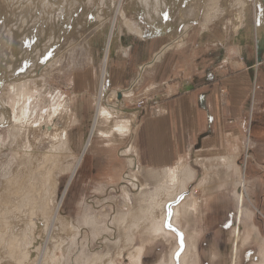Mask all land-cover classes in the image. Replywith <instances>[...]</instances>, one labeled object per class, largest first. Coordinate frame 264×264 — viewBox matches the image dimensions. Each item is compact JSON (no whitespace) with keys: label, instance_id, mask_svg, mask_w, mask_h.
<instances>
[{"label":"rangeland","instance_id":"374dc122","mask_svg":"<svg viewBox=\"0 0 264 264\" xmlns=\"http://www.w3.org/2000/svg\"><path fill=\"white\" fill-rule=\"evenodd\" d=\"M41 1L43 0H11L5 4L0 0V189L3 187L5 179L12 177V174H15V170L20 167L21 160L26 155H30V157H33V160H35L34 163L36 162L34 164L36 165L35 169H39L35 172L37 173L35 176L38 178V182L41 183V178H47L49 175L51 178H49L50 180L54 179L52 180V188L54 191H51L50 195H53H51L50 198H53L55 202L59 199L62 201L59 214L60 217H62V222L65 220L66 227L71 228L70 234H72V236L61 230V227H57V230H55V227L53 239L51 240L47 238L45 228L47 223L42 219L43 215H38V218L36 215L25 218V224L27 221V224H29L34 220L32 223V227L34 228L32 235L33 239L30 245H28V264L37 258L39 249L42 248L48 240H51L50 242L51 244L53 243V246H51L52 249L47 254L51 256H45L46 259L44 260V264H46V260L49 258L53 262L55 259L60 261V263L61 261H64L61 264H99L101 256L103 260L111 259L113 264H132L133 260L131 254L134 252L136 254L138 250L140 251L141 257L140 264H181L180 259L184 254L188 243L186 242L188 241L187 238L195 231L198 233L196 238L198 257L195 255L192 256L191 254L190 256L192 258L188 255V260L189 258L190 260L197 259V264H232L231 245L234 228H237V202L234 197V195H236L234 188H239V182H236V186L234 185L235 187L228 186L227 183H225L223 186L218 185L219 189L214 188L213 193L206 197L207 208L200 220L202 222L192 216L190 217V220L188 219L187 222H184L181 227L173 220V207L176 208L181 203H184L193 193L197 199H203L201 197L203 193L208 195L211 192L210 190L204 191L202 187L199 186L203 176L210 172V169H207L208 171L206 170L203 175H201L202 171L199 173L197 171L198 176L187 182L185 184V187L187 185L186 191L181 192L180 181H183L185 176L183 173H181L183 176L179 177L177 174L176 180L171 183L166 181L167 179L162 173L163 170L159 171V175H154L150 170L142 173L143 175H139L137 174V171L133 170V168H129V165L126 162L127 159H125L126 156L124 154L121 155L122 150L126 149L124 146L126 145L127 139L131 141L135 140V137L137 140V147H139L141 151L148 153L147 151L150 146L148 125H144L142 129L138 128L136 133L135 125L138 124L140 114H138L137 118L134 120L136 123L133 122L131 124V130L133 132L132 137L129 136L127 138H122L119 142L113 141L118 138L110 135V128L107 123V121L109 122L110 120L107 118L100 120V123L92 129L96 112L97 97L100 93L99 80L102 74V65L104 63V52L111 25H114L113 30L116 33L114 38L115 42H118L117 38L120 37L121 34L126 35L124 33H128L129 35V37H127L128 41L125 40L127 43H124L126 49L120 51L122 54L120 53L118 55L119 58L124 55L125 50L130 49L131 51L129 50L130 55L124 56L122 61L117 62L116 59H113L111 56L113 62L110 64L107 63V66L110 65V71L107 70V77L108 81L110 80V84L107 83V85H105V91L107 90L105 92L107 94L106 99L115 102L118 101V98L120 97L123 101L122 105L126 107V109L131 110L126 111L128 112L125 114L126 118L133 111L144 112V109H148L149 107V99L151 95V91L149 90L150 83L148 81L149 78L147 76L143 77V74L151 71L157 63L147 71H143L141 77L139 75L137 76V78L140 77L141 80L136 82L137 85L131 91L130 96L128 98L126 97V90L129 91L128 87L130 86L131 81L137 79L136 75L139 72V68L141 65H145L146 62L151 60V55L159 46H154L158 41L151 40L138 50V48L136 49V42L131 41L133 39H130V37H134V35L138 36V33L135 34L128 30L123 23L121 13L127 1L131 3V9L138 7L137 0H122V6L120 5L121 10L119 11L121 12L120 14L119 12H115L118 0H105L102 5L95 0H91V2L86 3V6L82 3V0ZM53 1H60L63 4L66 21L65 24H63L64 22H60V19L57 17V13L62 7L53 3ZM174 1L177 3V0ZM211 1L212 2H210V0H188V3L186 2L185 4V9L189 7L196 8L198 4L201 5V10L199 12L197 11V15H202L200 17L202 18L201 20H204L203 24L208 25L215 18H218V22L222 24L220 25V29L222 28L226 32H230L229 26L224 25L228 24V19L233 15V10H228L230 7V0ZM215 1L217 2L215 3ZM178 2H183V0H178ZM234 2H236V6L234 4H232V6H235L239 14L244 11V13H241V17L245 22L248 13L251 11V2H245L246 4H250V8H246V4L242 2V0L240 4L237 0H234ZM243 4H245V6ZM168 5L169 4H167V6ZM52 6H54L55 9ZM217 8H222V10H215ZM51 10H56L53 17L51 15ZM183 12L185 11L183 10ZM224 13L227 14L224 15ZM229 14L231 15L230 17L227 16ZM249 14L253 22L255 14L251 12ZM115 15L118 16L116 17ZM125 15L127 18L129 17L133 20L132 17H130V14L127 13ZM203 16H206V18L204 17L203 19ZM191 17L193 18V16ZM194 18L197 17L194 16ZM187 19L189 20V16L188 18L187 16L183 18L182 22H185L183 28L187 25ZM242 23L243 22H241L240 26ZM192 24L194 23H191V25ZM199 25L201 26L200 23ZM64 27L67 29L64 30ZM194 28L195 26L188 29L190 35ZM94 30L99 31L94 32ZM98 33L103 34L101 37L104 41L100 44L101 47L97 49L96 47L90 48L91 42L95 40ZM181 33L180 35H182ZM140 34H142V32ZM185 38L186 37H184V39ZM24 40H26V42ZM168 40H170V38L159 43L161 45ZM39 41L43 43H40ZM117 42L116 45L119 46V43ZM180 44V42H177L176 45ZM129 45H133V48ZM151 45H153L154 48ZM190 49H192V47H190ZM146 50L147 53L150 50L152 51L146 59L144 57L140 58L138 54L143 56L145 55ZM173 51H176V49L174 48ZM166 55L167 53L165 56ZM109 61L110 58L107 62ZM205 61L206 60H200L199 66L204 64ZM50 63H52L51 66ZM256 63L259 66L256 65L257 67H255L254 65ZM261 66L264 67V61L261 58V54H256L254 63L247 65L246 67L247 69L253 68L254 70L252 80L245 85L247 88H244L243 91L236 92L239 93L238 96L241 100L242 98L245 99V104L247 103L249 106L248 112L251 113V111L254 110L253 112L256 117H261L262 113L260 114L258 110H255L257 106L261 107V99L259 95L257 96L255 94V90L258 89L256 87L257 85H255L257 79L255 80L254 76L258 74L259 67ZM225 68L226 67H222L219 70L221 75L227 72ZM223 79L224 77L221 76L220 81ZM20 81H24L26 86H29L28 89H26L27 92H25L28 95H32V98H35V96L40 94H43L46 98L39 104V106L42 107L37 111L38 115L48 113V109L52 108V104L58 102L65 106L73 118L74 114L78 116L73 119V122L76 120V123H72V127L70 125L67 126V135L65 138H62V141H58L59 148L57 147L56 150L52 149V146L56 141L51 137V132L55 127H58L60 122L64 124L59 112L52 114L54 123H46L47 126L45 129H41V132L43 133H36L37 135L35 134L34 138L32 135L26 134L27 137H29V140L33 142L32 147H30L31 149L29 148L28 150V148H26L27 151L25 147L22 146L20 142L21 139L18 136L12 138V134L10 135V129L12 131L13 125V116L15 115V112L13 111L14 109L10 106V104L12 105L14 103L12 93L10 92V84ZM35 82L38 84H35ZM165 85L166 84L164 83H160L159 88L164 87ZM222 86L223 84H221V87ZM118 89L125 91H122L124 92L122 93ZM115 90L117 92L116 96L113 95V91ZM223 90L224 89H220V91L224 93ZM93 95L96 97L94 108L92 106ZM9 101H11V103L8 104L7 102ZM256 117L255 120H253L254 125L258 126V123L263 124L259 120L260 117L258 119H256ZM102 124L106 127H102ZM36 125V123H32L27 130L29 129L31 131L36 129ZM49 126L50 128H48ZM137 126L139 127V125ZM260 128L259 126L253 128V142L257 140L255 135L261 131ZM102 130L109 134L108 138H102L106 137L105 134L99 133ZM96 131H99L98 134L100 137L93 141L92 139ZM138 134L140 136H138ZM32 138L33 140H31ZM152 138L158 140L159 136L156 137L153 135ZM87 139H91L93 145L92 148L89 146L88 150L85 152L84 147H86L85 144ZM249 139V137H245L240 153H238L239 157L237 160V174H239V169H242L240 171L244 172V176L246 175V196L243 202L245 205V215L239 228V257L235 264H260L264 252V145L258 143L250 144ZM154 146L155 144L153 147ZM184 146L183 143L182 148H184ZM178 149L180 150V145L178 146ZM53 150L56 153L53 152ZM51 153L55 155L54 160L56 162H54L52 166L49 165V167L54 172L50 171V168L46 167L47 165L41 163L42 161L37 160L44 157V155H51ZM79 156L82 158L80 159V166L76 170V174L74 173V175H72L70 169ZM47 163L48 162H46V164ZM39 165L44 166L41 167ZM40 169H42V171H40ZM46 173H48V176ZM148 173H152L153 175ZM229 176H232L235 180L239 175ZM37 178L35 179L36 181ZM33 185L34 184L31 185L32 187L30 186V190L32 189L35 191ZM54 185H56L57 188ZM166 185L170 188V190L167 191V194H173L176 189H179L176 193H179L178 196L175 199L168 201L163 207L164 220L162 226L163 229L173 235V237H171L172 239L170 237L163 238V236H158L155 239L150 237L155 234H152L151 232H143L145 225H143L140 230L129 229V223L133 221V217H141L142 214L145 215V211L143 212V210H146L147 206L151 203L150 200L152 198L150 197H154V194L157 193L156 191H162V188L166 187ZM181 197L182 200L180 201L179 199ZM169 212L170 216L168 215ZM30 218L31 220H28ZM143 220L145 221L146 219L143 218ZM166 220L168 226H166ZM11 221H13L11 224H14V222L16 223V220ZM252 221L256 225L255 227L253 226L254 224H252ZM3 223L5 222H0V236L1 233L6 230V228L4 229V226L7 227L6 224L3 225ZM34 223H36L35 225L37 227L34 226ZM123 226L125 228L128 227L126 228L128 229L127 232L125 228L123 229ZM187 227L192 232L188 231ZM128 232L130 238L133 240L130 243V246L127 247L125 239L127 238L126 235H128ZM54 238H60L61 245H57V241L54 240ZM58 246L60 247L58 248ZM123 246H126L127 248H124ZM55 247L57 249H55ZM109 255L111 256L109 257Z\"/></svg>","mask_w":264,"mask_h":264},{"label":"crops","instance_id":"0c3cea01","mask_svg":"<svg viewBox=\"0 0 264 264\" xmlns=\"http://www.w3.org/2000/svg\"><path fill=\"white\" fill-rule=\"evenodd\" d=\"M169 1L170 4L166 8L167 10L160 9L154 11L152 9L150 11L152 13L150 14H148L149 10L143 6L129 10V14L134 22H137L136 24H139L142 29L141 36L134 35V37H130V39H133L131 41L136 42L135 45L138 50L151 40L158 41L154 45L156 47L160 44L159 42L166 41L169 37H173V35L174 37L175 35L176 37H180V32H182L181 30H183L184 25L182 21L187 15L189 16L190 22L189 20L188 22L190 24L195 21L191 25V27L195 26V28L191 35L187 29L185 35L186 43L182 47L168 53L162 59V62L157 63L151 71L143 74V77L147 76L149 78L148 81L150 83L149 90L151 91V95L148 109H144V112H129L130 114L127 119L125 114L128 112L126 111L131 110L126 109L122 105V99L119 97L118 101L113 104L117 106L115 108H119L120 112H122V115H119L121 116V118L119 117L120 120L127 122L126 125L129 127L128 135L120 134L119 138L132 137L131 124L137 118L138 114H140L137 124L139 127L135 125L136 133L138 128L142 129L144 125H148L150 139L148 153L141 151L137 147L136 137L135 140L131 141L127 139L126 145L124 146L130 150L129 155L134 157L133 170L137 171L139 175H143L142 173L147 170L152 171L154 175H159V171L163 170L162 173L165 175L164 173L167 169L176 166H179L177 171H180V173L185 170L190 171L191 174L193 173V178L198 176L197 171L198 173L202 171L201 175H203L207 169H210L209 171L211 172V169L214 171V168L217 169L215 172L218 171L217 173L219 175L223 172V175L227 176L233 175V173L237 175L238 153H240L245 137L250 138V144L258 143L264 145V67H259L258 74L254 76L255 80L257 79L255 85H257L256 87L258 89L255 90V94L257 96L259 95L261 99V107L257 106L254 109L258 110L260 114L262 113L261 117L259 116L260 118L254 115V110L251 113L248 112L249 106L247 103L245 104V99L242 98L241 100L238 96L239 93H236L247 88L245 85L252 80L254 70L253 68L247 69L246 67L254 63L256 54H261V58L264 61V5L256 3L259 6L254 15L256 18L254 17L252 22L250 14L248 13L247 22L245 21L241 26H238L235 30L236 32L233 31L234 25L231 24V15H227L230 18L228 19L229 21L227 20L228 24L224 25L229 26L230 32H226L222 28L220 29V25L222 24L218 22V18H215L208 25L202 24L204 20H201L202 18L200 19L201 15L199 14L197 18L193 17V20L191 16L194 15L184 7L186 2L188 3V0H183L182 3H179L180 6L174 0ZM260 6L262 7L260 8ZM183 10L187 12H183ZM224 15L226 14L224 13ZM191 20L193 21L191 22ZM199 22H201V26ZM96 31L99 30H94V32ZM124 34L126 35L121 34L118 37L117 43H119V46L115 44L111 48L108 64L113 62L111 56L117 62L124 59L125 55L120 56V58L118 56L122 49H126L124 43H127L125 40L128 41L127 37L129 35L128 33ZM102 35L98 33L95 40L91 42V48L96 47L97 49L101 47L100 44L104 41L101 37ZM129 46L132 47L133 45ZM151 51L147 53L146 50L145 55L141 56L138 54V56L146 59ZM200 60L206 61L199 66ZM222 67H226L225 69L227 71L223 75L219 73ZM109 69L110 65L107 66L104 73L102 72V102L107 96L105 93L107 91H105V85L107 83L110 84V80L108 81L107 77V70ZM221 76L224 79L220 81ZM160 83L166 85L159 88ZM221 84H223L222 87ZM99 88L101 89L100 80ZM220 89H224V93ZM118 90L121 91V89ZM95 98L93 95V108L95 106ZM103 105L107 107L108 103L106 104L105 101ZM77 117L74 114V119ZM255 117L256 119L259 118L263 124L258 123L261 131L255 135L257 140L253 142V128L258 127L254 125L253 120H255ZM74 123H76V120H74ZM70 126L72 127L73 125L70 124ZM101 126L106 127L104 124ZM98 132H95L93 141L100 137ZM99 133L106 135V137L102 138H108L109 134L104 132V130ZM110 135L114 136L112 133ZM153 135L156 137L159 136V139L152 138ZM138 136L140 135L138 134ZM120 139L113 141L119 142ZM183 143L185 145L184 148H182ZM154 144L155 146L153 147ZM92 145L93 142H91V148ZM158 145L162 146L160 147ZM179 145L180 150L178 149ZM218 166H221L223 170ZM232 167L234 168L233 170ZM227 168H230V171ZM148 174L153 175L152 173ZM177 174L178 177L183 176L179 172ZM186 189L187 185L181 192L186 191ZM179 200L181 201L182 197Z\"/></svg>","mask_w":264,"mask_h":264},{"label":"bare ground","instance_id":"6f19581e","mask_svg":"<svg viewBox=\"0 0 264 264\" xmlns=\"http://www.w3.org/2000/svg\"><path fill=\"white\" fill-rule=\"evenodd\" d=\"M11 0H2L3 3H8ZM45 1V0H43ZM41 1V2H43ZM71 1V0H70ZM69 1V2H70ZM96 2H98L100 5H102V3L105 0H95ZM180 1V0H179ZM197 1V0H196ZM214 1V0H213ZM221 1V0H220ZM239 1V4L241 2V0H237V2ZM65 2V1H64ZM91 2V0H82V3L85 4ZM204 2V1H203ZM210 2H212L210 0ZM217 1H215L216 3ZM229 9L228 10H233V15L231 17V24L234 25V30L235 31L238 26H240L241 22L244 23V21L242 20L241 17V13H244V11H242L240 14L239 12H237L235 6H236V2H234V0H230L229 1ZM242 2H246L249 3L251 2V13H254L257 11V6L256 2L264 5V0H242ZM51 3V2H50ZM53 3H56L58 6L60 5L62 8L59 9L58 13H57V17L60 19V22H64L63 24H65V15H64V11H63V4L60 1H53ZM68 3V2H67ZM113 3V2H112ZM177 3L179 5V2L177 0ZM182 3V2H180ZM191 3V2H190ZM209 3V2H208ZM228 3V2H227ZM245 3V4H246ZM52 4V3H51ZM66 4V3H64ZM70 4V3H69ZM97 4V3H95ZM167 4H170L169 0H137V6H143L144 8H146L148 11V14L152 13L150 12L152 9L154 11H158L160 9H166L167 8ZM174 4V3H173ZM193 4V3H192ZM198 4V3H197ZM232 4H234L235 6H232ZM245 4H243L245 6ZM250 4H246V8H250ZM120 5L122 6V0H118L116 7H115V12H119L120 9ZM194 5V4H193ZM192 5V6H193ZM212 5V4H211ZM55 6V5H54ZM52 6V7H54ZM119 6V7H118ZM180 6V5H179ZM190 6V5H189ZM187 6V7H189ZM215 6V5H214ZM48 7V6H46ZM96 7V6H95ZM185 7V6H184ZM194 7V6H193ZM216 7V6H215ZM262 6H260L261 8ZM85 8V7H84ZM131 3L130 2H126V5L123 7L122 9V13L119 12V14L121 13L122 15V20L124 25L128 28V30L131 32H134L135 34L138 33V36L142 35L141 33V27L139 24H136L133 20H131L129 17L127 18L125 14H129V9H131ZM169 8V7H168ZM201 5L198 4V6L196 8H187L189 10L190 13H192L194 16L197 17V13L201 10ZM204 8V7H203ZM55 9V7H54ZM183 9V8H182ZM42 10V9H41ZM44 10V9H43ZM143 10V9H142ZM146 10V11H147ZM167 10V9H166ZM204 10V9H203ZM215 10H221V9H215ZM17 11V10H16ZM37 11V9H36ZM70 11V10H69ZM198 11V12H197ZM259 11V8H258ZM34 12V11H33ZM56 12V10H51V15L53 17L54 13ZM71 12V11H70ZM167 12V11H166ZM185 12H187L185 10ZM218 12V11H216ZM223 12V11H222ZM249 12V13H250ZM50 13V10H49ZM77 13V12H76ZM164 13V12H163ZM203 13V12H202ZM248 13V12H247ZM259 13V12H258ZM263 13V12H262ZM227 14V13H226ZM147 15V13H146ZM161 15V13H160ZM167 15V13H166ZM191 15V14H190ZM222 15V14H220ZM252 15V14H251ZM260 15V14H259ZM40 16V15H39ZM116 16V15H115ZM118 16V15H117ZM116 16V17H117ZM181 16V15H180ZM193 16V17H194ZM202 16V15H201ZM243 16V15H242ZM51 17V18H52ZM55 17V16H54ZM69 17V16H68ZM67 17V18H68ZM131 17V16H130ZM146 17V16H145ZM152 17V16H151ZM206 18V16H203ZM188 18V15H187ZM264 18V17H263ZM103 19V18H102ZM116 19V18H115ZM114 19V20H115ZM201 19V17H200ZM246 19V18H245ZM99 20V19H98ZM174 20V19H173ZM188 20V19H187ZM194 20V19H193ZM191 20V22L193 21ZM198 20V19H197ZM55 21V20H54ZM59 21V20H58ZM59 22V23H60ZM69 22V21H68ZM154 22V21H153ZM166 22V21H165ZM178 22V21H177ZM190 22V20H189ZM187 22V25L184 26L182 31V35L180 37H173L171 36L170 40H168L166 43L163 44H159L158 48L156 49V51L151 55L152 58L150 61L146 62L145 65H141V67L139 68V72L136 75H139L140 77L142 76V72L143 71H147L148 69H150L151 67H153L156 63L161 62L162 59L164 58L165 54L170 53L171 51H173V49H177L183 46L185 42V35H186V31L187 29H189L191 27V24ZM24 23V22H23ZM22 23V24H23ZM56 23V22H55ZM155 23V22H154ZM157 23V22H156ZM167 23V22H166ZM185 23V22H184ZM189 23V24H188ZM195 23V21H194ZM201 24V22H199ZM203 24V23H202ZM70 25V24H69ZM155 25V24H154ZM159 25V24H158ZM27 26V24H26ZM35 27V26H34ZM100 27V26H99ZM157 27V26H155ZM159 27V26H158ZM161 27V25H160ZM169 27V26H168ZM26 28V27H25ZM164 28V27H163ZM162 28V29H163ZM166 28V27H165ZM31 29V28H30ZM34 29V28H33ZM44 29V28H43ZM67 29V28H66ZM64 27V30H66ZM103 29V28H102ZM114 29V25L110 27V30L108 32V36H107V45H106V49L104 52V63L102 65V72L104 73V71H106L105 69L107 68V61L110 57V50L112 47L115 46L116 42H115V31ZM156 29V28H155ZM29 30V29H28ZM38 30V29H37ZM63 30V29H62ZM164 30V29H163ZM27 31V30H25ZM46 31V28H45ZM52 31V30H51ZM56 31V30H55ZM224 31V30H223ZM22 32V31H21ZM44 32V31H43ZM63 32V31H62ZM180 32V30H179ZM236 32V31H235ZM26 33V32H24ZM57 33V32H56ZM61 33V32H60ZM152 33V32H151ZM181 33V32H180ZM46 34V33H45ZM62 34V33H61ZM92 34V33H91ZM95 34V33H94ZM106 34V33H105ZM119 34V31H118ZM170 34V33H169ZM178 34V33H177ZM17 35V34H16ZM19 35V34H18ZM22 35V34H21ZM27 35V34H26ZM31 35V34H29ZM58 35V34H57ZM179 35V34H178ZM236 35V34H235ZM14 36V35H13ZM20 36V35H19ZM33 36V35H32ZM31 36V37H32ZM45 36V35H44ZM59 36V35H58ZM121 36V35H120ZM5 37V35H4ZM67 37V36H66ZM14 38V37H13ZM39 38V37H38ZM53 38V37H52ZM3 39V38H2ZM20 39V37H19ZM22 39V37H21ZM33 39V38H32ZM37 39V38H35ZM34 39V40H35ZM44 39V38H43ZM51 39V38H50ZM49 39V40H50ZM61 39V38H60ZM67 39V38H66ZM118 39V38H117ZM116 39V40H117ZM15 40V38H14ZM23 40V39H22ZM56 40V39H55ZM65 40V39H64ZM13 41V40H10ZM21 41V40H20ZM26 42V40H24ZM183 41V43H182ZM40 42V41H39ZM48 42V41H47ZM177 42H180V45H176ZM3 43V42H2ZM5 43V42H4ZM16 43V42H13ZM43 43V42H40ZM55 43V42H54ZM8 44V43H7ZM6 44V46H7ZM30 44V43H29ZM34 44V43H33ZM78 44V43H77ZM24 45V44H23ZM81 45V44H80ZM150 45V44H149ZM19 46V45H18ZM117 46V45H116ZM11 47V46H10ZM103 47V46H102ZM46 48V47H45ZM91 48V47H90ZM115 49V48H114ZM88 51V50H87ZM61 52V51H60ZM124 55L125 56H129L130 55V51L129 50H125L124 51ZM47 54V53H46ZM60 54V53H59ZM119 55V54H118ZM103 56V55H102ZM103 59V58H102ZM55 61V60H54ZM57 63V62H56ZM258 63V62H257ZM255 64L254 66L257 67L259 66L258 64ZM44 64V63H43ZM52 63H50L51 66ZM46 65V64H45ZM94 65V64H93ZM257 65V66H256ZM49 66V65H48ZM47 66V67H48ZM56 66V64H55ZM44 67V66H43ZM54 67V65H53ZM52 67V69H53ZM46 68V67H45ZM43 69V68H42ZM52 72V71H51ZM103 73L101 74L100 77V86L102 88V80H103ZM47 76V75H46ZM23 77V76H22ZM137 78L135 80L131 81L130 86L128 87L129 91L126 90V97L128 98L131 94V91L134 89V87L137 85L136 82H139L141 80V78ZM21 78V77H19ZM24 78V77H23ZM28 78V77H26ZM29 79V78H28ZM32 79V78H30ZM36 79V78H35ZM25 80V79H24ZM37 80V79H36ZM40 80V79H39ZM38 81V80H37ZM40 82V81H39ZM37 82H35L36 84ZM38 84V83H37ZM37 86V85H36ZM6 87V86H5ZM29 86H26V83L24 81H20V82H14L12 84H10V92L12 93V98H13V104L10 106H12V108L14 109L13 111L15 112L14 116H13V125H12V131L10 129V135L12 134V138H14V136H18L21 139V144L23 147L29 148L32 147V141L29 140V137H27L26 134H30L32 135V137H35L36 133H43L41 132V129H45V127L47 126L46 123L49 124H53L54 123V119H53V115L56 112H59L61 115V119H63L64 124H62L61 122L59 123L58 127H55L52 132H51V137L55 139L56 143L52 146V149L56 150L57 147L59 148V144L58 141H62V138H65V136L67 135V126L68 125H72L73 122V116L69 114V112L67 111V109L65 108V106L61 103L58 102H54V104H52V108H49L48 113L42 114V115H38L37 111L40 110V108L42 106H39V104L41 102H43L46 98L44 97L43 94L37 95L35 96V98H32V95H28L26 92ZM26 91V92H25ZM125 91L121 89V92ZM101 89H100V93L97 97V102H96V112H95V117H94V122H93V127H95L98 123H100V120H103L105 118H107L108 120H110V124H109V128H110V133H112L115 137L119 138V135H128L129 132V127L128 125H126L127 122H124L122 120H120L122 115L119 110V108H115L117 106H114L113 104L116 102H112L109 99H105L102 102V98H101ZM124 93V92H122ZM9 95V94H8ZM113 95L116 96L117 92L116 90L113 91ZM7 96V95H6ZM125 96V95H124ZM115 98V97H114ZM116 100V99H115ZM106 104L108 103L107 107L105 105H103V103ZM8 104L11 103V101L7 102ZM122 103V102H121ZM8 106V105H7ZM39 106V107H38ZM119 106V105H118ZM47 111V110H46ZM71 113V112H70ZM72 114V113H71ZM131 116V115H130ZM133 116V115H132ZM113 117V118H112ZM120 117V118H119ZM123 118V117H122ZM125 118V117H124ZM128 119V118H127ZM134 120V119H133ZM48 121V122H47ZM62 121V122H63ZM118 122V123H117ZM120 122V123H119ZM134 122V121H133ZM32 123H36L37 128L33 129V130H27V128L29 127V125H32ZM136 123V122H134ZM42 124V125H41ZM131 124V123H130ZM135 125V124H133ZM53 126H57V125H53ZM52 126V127H53ZM130 126V125H129ZM50 128V126L48 127ZM132 129V128H131ZM45 132V130H44ZM92 133V131H91ZM37 135V134H36ZM29 136V135H28ZM90 137V136H89ZM33 138L31 140H33ZM18 139V138H17ZM2 140V139H1ZM15 140V139H13ZM19 142V140H18ZM18 144V143H17ZM130 144V143H129ZM20 145V144H19ZM86 147L85 148V152L88 150V147L91 145V139H87L86 142ZM56 147V148H55ZM31 149V148H30ZM33 149V148H32ZM53 150V152H55ZM27 151V149H26ZM33 151V150H32ZM129 149H123L121 155H125L126 159H127V163L129 165V168H134V157H132V155H129ZM56 153V152H55ZM39 154V153H38ZM37 154V155H38ZM36 155V154H35ZM40 155V154H39ZM38 155V156H39ZM33 156V155H32ZM39 158V157H38ZM55 155L51 153V155H47L44 157H42L41 159H37L39 161H42L41 163L47 165L46 167H49V165H53L54 162H56L54 160ZM80 159L81 156H79V158L77 160L74 161L72 167H71V173L72 175H74V173L76 172V170L79 168L80 166ZM36 160V161H37ZM22 162L20 163V167L17 168L15 170V174H12V177H9L7 179H5V182L3 184V187L0 189V222L4 221L7 227L4 226V229L6 228V230L1 233L0 236V264H28L27 261V256L28 254V245H30L31 241H32V235H33V227H32V223L34 222L31 221V223L25 224L24 219L27 217H31L33 215H36L38 218V215H43V218L45 220V222L47 223V225H45L46 227V233H47V238L49 239H53V232L54 229L56 227L55 230H57V227L60 228L61 230H63L65 233H69L71 232V228L66 227V223L63 221L62 222V217H60L59 214V210L61 207V203L62 201L59 199L55 202V200L53 198H50L51 191L53 190L52 185L53 182L52 180H50V175L47 178H41L42 182L39 183L38 182V178L35 176L38 170L35 169L36 165H34V161L33 157H30V155H26L22 160ZM14 162V161H13ZM12 162V163H13ZM46 162H48L46 164ZM222 162V161H221ZM227 163V162H226ZM10 164V162H9ZM39 164V163H38ZM57 164V163H56ZM58 165V164H57ZM56 165V166H57ZM230 165V164H229ZM15 166V165H14ZM38 166V165H37ZM41 166V165H39ZM44 166V165H42ZM41 166V167H42ZM59 166V165H58ZM57 166V167H58ZM222 166V165H221ZM220 166V167H221ZM179 167V166H178ZM177 166L174 168H170L168 170H166L165 174V178L167 179L166 181L168 182H174L176 180V175L177 172H179V174L183 173L184 176V180L180 181L181 183V187L180 189L183 190L182 188L185 187V184L187 182H189L193 177V173L191 174L190 171L185 170L184 172L177 171V169H179ZM219 167V166H218ZM219 167V168H220ZM50 168V167H49ZM54 168V167H52ZM140 168V167H139ZM226 168V167H225ZM238 168V167H237ZM57 169V168H56ZM221 169L223 170V168L221 167ZM220 169V171H221ZM228 169V168H227ZM230 169V168H229ZM228 169V170H229ZM234 168L232 167V170ZM236 169V168H235ZM244 169V166H243ZM36 170V171H35ZM50 171L51 168L49 169ZM182 170V171H183ZM215 170H217L216 168H214V171L211 169V172H208L207 174H205V176H203L199 186L202 187V189L204 191L210 190L211 192L207 195L206 193L202 194V198H196L195 194L193 193L192 195H190L187 200L184 203H181L179 206H177L176 208L173 207V211H174V216H173V220L176 224H178L179 226L182 227L184 222H187V220H190V217L194 216L197 220H201L204 211L207 208V199L206 197H208L211 193H213V188L215 189H219V186H223L225 183H227L228 186H236V182H239L238 187L239 188H234V192L236 195H234V197L236 198V202H237V206H236V222H237V228H234V233H233V240H232V245H231V251H232V257H231V263L235 264L236 260L239 257V252H238V239H239V228L240 225L242 223L243 217L245 215V210H244V198L246 196V191H245V176H244V172L240 171L242 169H239V176H237V178L234 180L232 176H227V175H223L224 172L222 174H218L217 172H215ZM237 170V169H236ZM40 171H42V169H40ZM45 171V170H44ZM47 171V169H46ZM49 171V172H50ZM133 171V170H132ZM230 171V170H229ZM54 172V171H53ZM52 172V173H53ZM222 172V171H221ZM51 173V172H50ZM49 173V174H50ZM226 173V172H225ZM238 173V172H236ZM243 173V174H242ZM48 173H46L47 175ZM76 174V173H75ZM158 174V173H157ZM45 175V176H46ZM52 175V174H51ZM145 175V174H144ZM235 174L233 173V176ZM38 176V175H37ZM43 176V174H42ZM48 176V175H47ZM58 177V176H57ZM37 178V181L35 180ZM40 178V177H39ZM50 178V179H49ZM56 179V178H55ZM35 180V182H34ZM137 180V179H136ZM55 182V181H54ZM135 182V181H134ZM33 185V187H35V191L34 190H30V188L32 187L31 185ZM38 185V186H36ZM31 186V187H30ZM56 187V185H54ZM234 186V187H235ZM57 188V187H56ZM67 188V186H66ZM144 188V187H143ZM231 188V187H230ZM56 190V189H55ZM170 188L166 185V187L162 188V191H156L157 193L154 194V197H150L152 198L150 201L151 203L147 206L146 210H143V212L145 211V215L142 214L141 217H133V221H131V223H129V229H133V230H140V228L145 225L144 231L143 232H151L152 234H155L153 236H150L152 238H156L158 236H163V238H171L173 237V235L170 232H167L165 229H163L162 223H163V217H164V213H163V207L166 205V203L170 200H173L176 196H177V192L179 189H176L173 194H167V191H169ZM54 191V190H53ZM141 192V191H140ZM53 193V192H52ZM55 193V192H54ZM65 194V192H64ZM63 195V194H62ZM153 196V195H152ZM63 198V197H62ZM129 205V204H128ZM80 206V205H79ZM127 206V205H126ZM90 207V206H89ZM35 216V218H36ZM42 217V216H41ZM40 217V218H41ZM33 218V217H32ZM142 218V219H140ZM146 219L145 221L143 220ZM34 219V218H33ZM11 220H16V223L14 222V224H11ZM28 220H31L28 219ZM67 220V219H66ZM144 222H143V221ZM93 221V220H92ZM202 222V221H200ZM37 223V222H36ZM34 223V226H36ZM174 224V223H173ZM189 224V223H188ZM252 224L253 221H252ZM68 225V224H67ZM133 225V227H132ZM73 226V225H71ZM254 227L256 226L255 224L253 225ZM37 227V226H36ZM74 227V226H73ZM96 227V226H95ZM68 228V229H67ZM125 227L123 226V229ZM128 228V227H126ZM125 228V229H126ZM37 229V228H35ZM74 230V229H73ZM72 230V231H73ZM76 230V229H75ZM128 229H126L127 232ZM143 230V229H142ZM187 230L192 232L188 227ZM257 230V229H256ZM187 231V232H188ZM57 232V231H56ZM55 232V233H56ZM257 232V231H256ZM259 232V230H258ZM257 232V233H258ZM58 233V232H57ZM63 233V232H61ZM64 233V234H65ZM74 233V232H73ZM259 234V233H258ZM68 235V234H67ZM72 236V234H70ZM241 235V233H240ZM198 233L195 231L193 234H191L186 242L187 246L185 249L184 254L181 256V264H197L196 260H189L188 255L190 256L192 254L195 255L196 257H198V251H197V238ZM60 237V236H59ZM67 237V236H66ZM126 239H125V244L126 246H130V243L132 242V238H130V234L128 232V235H126ZM60 239V238H59ZM59 239H55L57 242V245H61V242ZM172 239V238H171ZM50 240V241H51ZM53 240V241H54ZM48 240V242H46L44 244V246L42 248L39 249L38 252V256L37 258L33 261V262H29V264H44V260L46 259L47 256H51V255H47L48 252L52 249L51 246H53V243L51 244ZM52 241V242H53ZM62 241V240H61ZM240 241V240H239ZM258 241V240H257ZM65 243V242H64ZM119 243V242H118ZM69 244V243H67ZM123 244V245H125ZM63 245V242H62ZM66 245V244H65ZM111 245V244H110ZM109 245V246H110ZM118 245V244H117ZM134 245V244H133ZM56 246V245H55ZM126 246H123L124 248ZM60 246H58L59 248ZM64 247V246H63ZM126 247V248H127ZM134 248V247H133ZM38 249V248H37ZM55 249H57L55 247ZM64 249V248H62ZM172 252V251H171ZM175 254V253H174ZM47 255V256H46ZM54 255V254H53ZM263 258L260 264H264V252H263ZM46 256V257H45ZM111 255H109L110 257ZM194 256V257H195ZM191 257V256H190ZM195 257V258H196ZM49 258V257H48ZM131 258L133 260L132 264H140V251L138 250L135 254L132 253L131 254ZM192 258V257H191ZM144 259V258H143ZM63 260V259H62ZM107 261V262H106ZM55 262V263H54ZM52 261L50 258L46 260V264H61L63 263L61 261H57L55 259V261ZM113 264L112 260H103L102 256L99 259V264ZM165 263V261H164ZM172 263V261H171ZM148 264V263H147ZM153 264V263H152Z\"/></svg>","mask_w":264,"mask_h":264},{"label":"snow or ice","instance_id":"6c2138e0","mask_svg":"<svg viewBox=\"0 0 264 264\" xmlns=\"http://www.w3.org/2000/svg\"><path fill=\"white\" fill-rule=\"evenodd\" d=\"M169 216H170V212H169V214H168ZM166 226H168V224H167V220H166ZM181 243H182V240H181Z\"/></svg>","mask_w":264,"mask_h":264},{"label":"flooded vegetation","instance_id":"af4514ba","mask_svg":"<svg viewBox=\"0 0 264 264\" xmlns=\"http://www.w3.org/2000/svg\"><path fill=\"white\" fill-rule=\"evenodd\" d=\"M131 48H133V47H131ZM130 50V49H129ZM131 51V50H130Z\"/></svg>","mask_w":264,"mask_h":264}]
</instances>
